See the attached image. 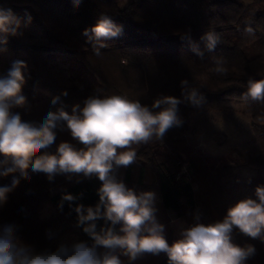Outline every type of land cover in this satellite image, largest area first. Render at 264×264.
<instances>
[{
    "label": "trees",
    "instance_id": "1",
    "mask_svg": "<svg viewBox=\"0 0 264 264\" xmlns=\"http://www.w3.org/2000/svg\"><path fill=\"white\" fill-rule=\"evenodd\" d=\"M0 9H10L21 22L17 35H7L6 44L0 41V77L7 75L14 61L27 65L22 89L27 103L13 109L24 121L40 122L49 110L61 105L70 113L72 106L82 108L93 95H123L150 107L160 96L184 100L182 80L199 88L203 104L196 107L182 102L178 106L182 125L173 126L156 143L132 145L136 161L117 173L138 193H156V215L165 225L169 244L178 237L161 201L165 193L179 205L187 227L197 222V215L200 223L211 224L222 220L238 201L257 199L255 189L264 186V101L245 98V93L249 79H264V0L253 4L243 0H128L122 8L118 0H0ZM103 15L122 26L123 32L104 40L106 47L96 55L83 32ZM209 31L220 37L213 50L201 39ZM193 44L203 53L202 58L193 52ZM54 53L61 56L60 66L53 62ZM217 61L226 69L224 74L216 72ZM30 90L35 94L47 90L48 95L33 96ZM56 97L59 102L53 105ZM228 97L244 100L242 113L252 120L253 138L234 146L241 161L255 168L252 174L235 172L223 163L228 154L207 153L185 135L193 131L189 118L195 111L226 112ZM61 141L76 144L66 128L57 129L56 141L47 151L54 153ZM29 176L20 178L0 205V228L17 225L20 240L36 252L54 251L56 239L73 229L80 235L77 242L91 243L77 226L74 208L78 204L95 206L101 181L82 174L71 179L56 175L49 181L45 173L31 169ZM11 180V175L0 177V186L10 185ZM65 194L76 199L71 204L63 201L61 208ZM47 199L55 211L40 218L39 205ZM102 224L97 221L98 228ZM232 240L241 247H255V255L245 264H264V241L259 237L234 229ZM121 259L129 264L127 257ZM132 264H168V257L165 253L145 254Z\"/></svg>",
    "mask_w": 264,
    "mask_h": 264
},
{
    "label": "clouds",
    "instance_id": "2",
    "mask_svg": "<svg viewBox=\"0 0 264 264\" xmlns=\"http://www.w3.org/2000/svg\"><path fill=\"white\" fill-rule=\"evenodd\" d=\"M20 23L10 9H0V41L6 44L7 35H17ZM122 32V26L103 15L83 35L99 55L100 48L106 47L103 41L117 38ZM201 39L213 50L220 37L209 31ZM192 50L203 57L195 44ZM216 64V72L224 74L222 63ZM26 68L25 62L14 61L7 75L0 77V177L12 176L10 185L0 186V205L19 185L20 178L30 179L29 169L45 173L49 181L56 175L69 179L81 174L85 178L96 177L101 186L95 206L78 204L74 208L77 226L82 227L91 243H61L54 251L36 252L20 240L17 225L6 224L0 228V264H124L121 256L132 264L145 254L160 253L167 255L168 264H245L255 255L253 245L241 247L233 243L232 233L237 229L264 241V186L255 189L257 199L238 201L220 221L205 225L197 215V222L181 229L180 238L169 244L165 225L156 215V193H138L118 178L121 167L127 168L136 161L132 145L162 139L173 126H181L178 106L182 102L196 107L203 104L205 98L199 88L189 87L188 81L182 80L184 100L160 96L150 107L123 95L103 98L93 95L84 101L82 108L72 106L70 113L61 105L49 110L40 122L24 121L13 109L23 108L27 103L22 94ZM248 97L264 101V79H249L245 93V98ZM58 102L56 97L52 104ZM65 128L76 144L61 141L54 153L48 152L56 141L57 129ZM75 199L71 194L63 195L60 207L63 201L71 204ZM97 221H103L99 228Z\"/></svg>",
    "mask_w": 264,
    "mask_h": 264
},
{
    "label": "rangeland",
    "instance_id": "3",
    "mask_svg": "<svg viewBox=\"0 0 264 264\" xmlns=\"http://www.w3.org/2000/svg\"><path fill=\"white\" fill-rule=\"evenodd\" d=\"M128 0H118L120 8L126 5ZM258 0H243L245 4H253ZM264 34V31H262ZM53 62L61 65L60 54L54 53ZM30 90L31 95L44 97L48 95L47 90ZM225 105L229 106L226 112L220 111H195L189 118V125L192 130L185 133L186 137L203 151L212 155L228 156L223 163L230 165L235 172L241 174H252L255 168L244 164L241 161L239 151L234 146L238 143L249 141L253 138L251 129L252 120L248 115L242 113L245 106L244 100L237 98H226ZM42 121V120H41ZM221 134V135H220ZM223 134V136H222ZM158 139H153L151 143H156ZM55 206L50 199L43 201L38 208L40 218H46L53 215ZM80 238L77 229L70 230L59 236L55 244L61 243L71 245ZM128 264V263H125Z\"/></svg>",
    "mask_w": 264,
    "mask_h": 264
},
{
    "label": "crops",
    "instance_id": "4",
    "mask_svg": "<svg viewBox=\"0 0 264 264\" xmlns=\"http://www.w3.org/2000/svg\"><path fill=\"white\" fill-rule=\"evenodd\" d=\"M157 200H158V196H157ZM161 201L170 212L171 215L170 223L174 233L178 238H180L179 234L181 229L187 228V226L185 225L184 221L181 218V209L179 205L175 202L171 194L168 192L162 195Z\"/></svg>",
    "mask_w": 264,
    "mask_h": 264
}]
</instances>
